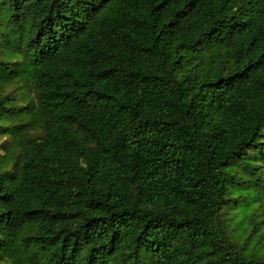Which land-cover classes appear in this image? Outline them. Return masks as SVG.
<instances>
[{
	"label": "trees",
	"instance_id": "1",
	"mask_svg": "<svg viewBox=\"0 0 264 264\" xmlns=\"http://www.w3.org/2000/svg\"><path fill=\"white\" fill-rule=\"evenodd\" d=\"M0 143V264H264V0H0Z\"/></svg>",
	"mask_w": 264,
	"mask_h": 264
},
{
	"label": "rangeland",
	"instance_id": "2",
	"mask_svg": "<svg viewBox=\"0 0 264 264\" xmlns=\"http://www.w3.org/2000/svg\"><path fill=\"white\" fill-rule=\"evenodd\" d=\"M23 103H26L27 101H22ZM0 145H1V143H0ZM0 154H2V152H1V149H0ZM237 227V225L236 224H233V223H231L230 224V231L231 232H234V231H238V227ZM242 243V242H241ZM257 248H258V246H256Z\"/></svg>",
	"mask_w": 264,
	"mask_h": 264
}]
</instances>
